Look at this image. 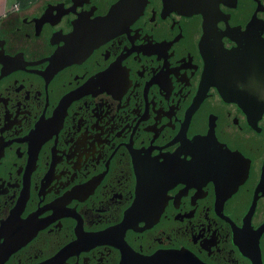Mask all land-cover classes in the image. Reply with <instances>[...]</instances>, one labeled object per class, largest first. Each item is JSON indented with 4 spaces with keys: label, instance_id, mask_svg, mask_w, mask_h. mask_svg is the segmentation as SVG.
Segmentation results:
<instances>
[{
    "label": "flooded vegetation",
    "instance_id": "af4514ba",
    "mask_svg": "<svg viewBox=\"0 0 264 264\" xmlns=\"http://www.w3.org/2000/svg\"><path fill=\"white\" fill-rule=\"evenodd\" d=\"M118 1L0 14V264H264L261 102L206 82L202 14Z\"/></svg>",
    "mask_w": 264,
    "mask_h": 264
},
{
    "label": "water",
    "instance_id": "95a60500",
    "mask_svg": "<svg viewBox=\"0 0 264 264\" xmlns=\"http://www.w3.org/2000/svg\"><path fill=\"white\" fill-rule=\"evenodd\" d=\"M147 1L119 0L103 20L110 23L116 19L129 21L142 12ZM255 1L257 9L245 29L232 27L226 20L220 5L227 4L226 0H165V3L184 15L200 13L205 17L202 49L206 57V82L217 87L225 97L246 103L251 99L261 102L258 109L264 113V19L257 16L258 11L264 10V3ZM221 19L227 22L225 29L217 24ZM224 35L235 39L237 46L227 49L222 39ZM248 55L253 56L250 61ZM243 94L249 95L248 98ZM191 260L204 264L193 257Z\"/></svg>",
    "mask_w": 264,
    "mask_h": 264
},
{
    "label": "crops",
    "instance_id": "0c3cea01",
    "mask_svg": "<svg viewBox=\"0 0 264 264\" xmlns=\"http://www.w3.org/2000/svg\"><path fill=\"white\" fill-rule=\"evenodd\" d=\"M19 1H21V0H19ZM8 2H9V0H0V4L3 5L1 10H0V14L3 13L4 10L6 9Z\"/></svg>",
    "mask_w": 264,
    "mask_h": 264
},
{
    "label": "rangeland",
    "instance_id": "374dc122",
    "mask_svg": "<svg viewBox=\"0 0 264 264\" xmlns=\"http://www.w3.org/2000/svg\"><path fill=\"white\" fill-rule=\"evenodd\" d=\"M15 2H19V0H9L7 7H12L13 5H15ZM3 5L0 4V10L2 8Z\"/></svg>",
    "mask_w": 264,
    "mask_h": 264
}]
</instances>
